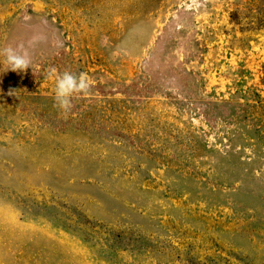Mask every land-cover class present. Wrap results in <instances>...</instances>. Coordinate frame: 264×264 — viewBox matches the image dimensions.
<instances>
[{
    "label": "rangeland",
    "instance_id": "1",
    "mask_svg": "<svg viewBox=\"0 0 264 264\" xmlns=\"http://www.w3.org/2000/svg\"><path fill=\"white\" fill-rule=\"evenodd\" d=\"M9 46L0 264H264V0H0Z\"/></svg>",
    "mask_w": 264,
    "mask_h": 264
},
{
    "label": "clouds",
    "instance_id": "2",
    "mask_svg": "<svg viewBox=\"0 0 264 264\" xmlns=\"http://www.w3.org/2000/svg\"><path fill=\"white\" fill-rule=\"evenodd\" d=\"M0 55L5 57V62L10 66L9 69L16 72H24L30 68L31 59L27 53H18L12 47H5L0 50ZM8 69V70H9ZM56 70L53 68L50 75ZM90 90V84L86 74L79 75L65 71L55 78V102L56 106L68 112L72 107V97L75 93L87 94Z\"/></svg>",
    "mask_w": 264,
    "mask_h": 264
}]
</instances>
